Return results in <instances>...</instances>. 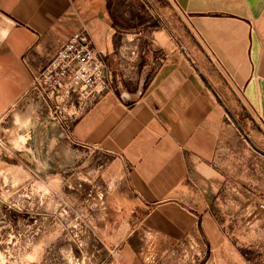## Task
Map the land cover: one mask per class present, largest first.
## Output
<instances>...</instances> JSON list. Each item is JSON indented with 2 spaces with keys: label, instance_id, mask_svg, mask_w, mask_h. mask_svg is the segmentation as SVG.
Masks as SVG:
<instances>
[{
  "label": "rangeland",
  "instance_id": "obj_1",
  "mask_svg": "<svg viewBox=\"0 0 264 264\" xmlns=\"http://www.w3.org/2000/svg\"><path fill=\"white\" fill-rule=\"evenodd\" d=\"M106 1L113 88L143 89L175 47L219 96L215 188L189 200L209 214L138 198L115 157L67 137L82 100L27 89L0 114V264H264V123L174 0Z\"/></svg>",
  "mask_w": 264,
  "mask_h": 264
},
{
  "label": "crops",
  "instance_id": "obj_2",
  "mask_svg": "<svg viewBox=\"0 0 264 264\" xmlns=\"http://www.w3.org/2000/svg\"><path fill=\"white\" fill-rule=\"evenodd\" d=\"M105 2L0 0V114L30 88L31 72L82 25L105 51ZM174 2L264 123V0ZM82 101L86 108L70 125V141L115 157L144 202L185 199L183 213L209 214L189 200L209 197L215 188L212 158L224 115L216 90L192 60L174 47L138 92L111 88Z\"/></svg>",
  "mask_w": 264,
  "mask_h": 264
},
{
  "label": "built area",
  "instance_id": "obj_3",
  "mask_svg": "<svg viewBox=\"0 0 264 264\" xmlns=\"http://www.w3.org/2000/svg\"><path fill=\"white\" fill-rule=\"evenodd\" d=\"M31 74L29 89L45 101H55L58 108L60 102L74 106L82 99L92 101L113 88V74L107 65L106 52L95 45L85 25L75 30L46 64ZM257 115L261 118L258 112ZM65 126L67 137H70V125L65 122Z\"/></svg>",
  "mask_w": 264,
  "mask_h": 264
}]
</instances>
